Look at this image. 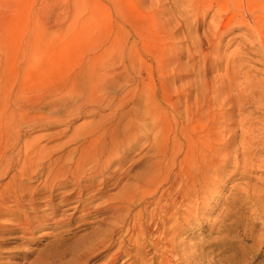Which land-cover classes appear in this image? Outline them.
I'll list each match as a JSON object with an SVG mask.
<instances>
[{
    "label": "rangeland",
    "instance_id": "1",
    "mask_svg": "<svg viewBox=\"0 0 264 264\" xmlns=\"http://www.w3.org/2000/svg\"><path fill=\"white\" fill-rule=\"evenodd\" d=\"M230 3L236 6L233 10H243L241 15L222 17ZM250 8L251 0H0V89L13 88L22 79L35 84L38 69H45V94L64 83L75 69H98L102 76L105 69H142L144 78L148 72L159 76L156 69H179L186 78L208 73L213 88L222 81L218 88L223 98L225 93H235L227 86L226 75L231 73H236L235 82H254L245 92H264V52L249 31V17L254 18ZM130 88L124 85L119 90ZM63 99L60 93L45 98V114ZM232 101L235 108H231ZM237 101L238 96L223 101L220 108L228 112L220 116L223 121L234 114L233 123L225 122L234 132L223 133L224 141L231 138L226 148L229 156L223 152L222 166L217 174H210L206 189L177 205L175 209L181 211L174 222L159 229L158 234L168 230L172 242L181 244L169 256V264H264V166L260 165L264 144L256 139L264 136V116L259 117L261 110L256 109L259 100L246 105L256 119H249L254 131L249 133L252 142L245 145L241 137L246 127L240 125V119L248 116L247 111H238ZM71 114L73 127L62 134L55 132L65 128L63 124L45 126V130L25 128L24 133L32 137L45 132L43 143L47 146L62 142L74 126L90 119L77 111ZM144 139L124 163L123 178L108 182V193H117L121 184H136L142 171L150 168L155 148ZM244 147L257 150L248 166L241 154ZM181 158L190 161L184 152L177 155V160ZM137 192L128 213L122 211L127 217L124 228L111 226L110 212L94 210L104 201L101 197L64 210L67 221L63 225L55 227L47 219L31 238L21 237L26 233L2 230L7 227L3 226L0 264H107L119 240L124 238L127 248L134 244V220L144 217L146 223L149 218L145 212L152 208L153 197ZM138 212L145 215L136 216ZM99 228L113 229L114 244L87 249L90 233ZM160 246L159 252L165 254V243ZM138 247L123 253L115 264H153V252L147 248L138 252ZM159 260L157 256L154 264Z\"/></svg>",
    "mask_w": 264,
    "mask_h": 264
},
{
    "label": "bare ground",
    "instance_id": "2",
    "mask_svg": "<svg viewBox=\"0 0 264 264\" xmlns=\"http://www.w3.org/2000/svg\"><path fill=\"white\" fill-rule=\"evenodd\" d=\"M230 5L228 13H223L222 17L229 15L230 19L241 15L243 10L235 11L236 6ZM250 9L254 18L249 17V31L256 35L264 52V0H251ZM105 71L102 76L98 69H75L64 83L45 94V69H38L34 72L35 84L31 79L26 83L22 79L13 88L0 89V230L7 226L2 230L26 233L20 236L31 238L30 234L43 222L47 223V219L55 227L63 225L67 221L64 210L83 207L99 197L104 201L94 210L110 212L111 226L124 228L127 217L122 211L129 209L137 191L142 190L153 197L152 208L145 212L149 218L146 223L144 217L134 220L132 227L137 232L134 244L127 248L124 238L119 240L107 264H115L137 244L138 252L146 248L153 252V264L157 256H160L158 264H169V256L178 251L181 244L172 242L174 237H169L168 230L158 232L167 222H174L177 212L181 211L175 207L183 205L200 189L205 190L210 174H217L222 166L220 158L229 148L231 139L224 141L223 133L234 132L225 125V122L233 123L234 114L224 121L220 119L228 113L220 109L223 101L238 96V111H247L248 117L240 119V125L246 127L241 142L247 145L252 142L249 133L254 131L249 119L256 118H252L253 110L246 105L259 100L260 106L256 109L261 110L259 117L264 116V92H245L255 84L252 80L235 82L236 73L226 75L228 89L235 93H225L223 98L218 88L223 85L222 81L213 88L204 71L193 78H186L177 72L179 69H156L159 76L148 72L145 78L142 69ZM124 85L131 88L119 90ZM53 91L64 95V99L45 114V98L53 96ZM233 107H236L234 101ZM73 111L90 119L74 126L62 142L47 146L43 143L45 132L32 137L24 133L35 127L45 130V126L63 124L65 128L55 132L62 134L73 127ZM143 138L144 143L147 140L155 148L152 165L142 171L136 184H121L117 193H108V182L123 178L124 163ZM256 139L258 144H264V136ZM253 149L240 150L247 166L251 165L250 156L257 155V150ZM181 152L189 157V162L183 158L177 160ZM229 153L223 155L229 156ZM261 163L264 166V158ZM5 177L6 181L1 182ZM60 208L62 212L56 217ZM113 235L112 228L96 229L90 233L89 246L85 247L107 248L114 244ZM161 242L165 243L162 249L165 254L159 252Z\"/></svg>",
    "mask_w": 264,
    "mask_h": 264
}]
</instances>
